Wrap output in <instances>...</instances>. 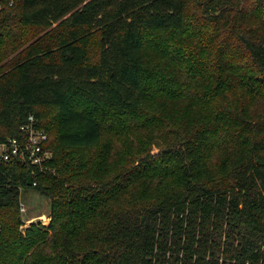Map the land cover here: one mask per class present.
Instances as JSON below:
<instances>
[{"label":"trees","instance_id":"trees-1","mask_svg":"<svg viewBox=\"0 0 264 264\" xmlns=\"http://www.w3.org/2000/svg\"><path fill=\"white\" fill-rule=\"evenodd\" d=\"M30 116L0 264H264V0H0V141Z\"/></svg>","mask_w":264,"mask_h":264},{"label":"built area","instance_id":"built-area-1","mask_svg":"<svg viewBox=\"0 0 264 264\" xmlns=\"http://www.w3.org/2000/svg\"><path fill=\"white\" fill-rule=\"evenodd\" d=\"M21 137H11L0 141V165L14 160L30 162L44 170L43 164L52 157V150L45 148L50 137L45 129L36 125L34 116H30L27 123L21 127ZM22 212L26 207L22 205Z\"/></svg>","mask_w":264,"mask_h":264},{"label":"rangeland","instance_id":"rangeland-1","mask_svg":"<svg viewBox=\"0 0 264 264\" xmlns=\"http://www.w3.org/2000/svg\"><path fill=\"white\" fill-rule=\"evenodd\" d=\"M159 150H154L153 153H158ZM50 202L46 198L34 190L24 191L21 194V204L26 207V212L21 211V217L25 221V226L28 227L32 223H42L43 225H50L52 218L50 217ZM49 220L46 223L45 219Z\"/></svg>","mask_w":264,"mask_h":264},{"label":"bare ground","instance_id":"bare-ground-1","mask_svg":"<svg viewBox=\"0 0 264 264\" xmlns=\"http://www.w3.org/2000/svg\"><path fill=\"white\" fill-rule=\"evenodd\" d=\"M45 221H46V223H49V222H48L49 220H47V218L45 219Z\"/></svg>","mask_w":264,"mask_h":264}]
</instances>
